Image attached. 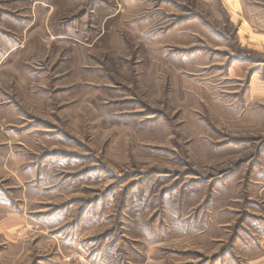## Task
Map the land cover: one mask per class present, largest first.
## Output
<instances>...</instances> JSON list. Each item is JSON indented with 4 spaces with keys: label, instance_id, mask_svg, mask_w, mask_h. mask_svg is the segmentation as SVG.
Masks as SVG:
<instances>
[{
    "label": "rangeland",
    "instance_id": "rangeland-1",
    "mask_svg": "<svg viewBox=\"0 0 264 264\" xmlns=\"http://www.w3.org/2000/svg\"><path fill=\"white\" fill-rule=\"evenodd\" d=\"M264 264V0H0V264Z\"/></svg>",
    "mask_w": 264,
    "mask_h": 264
},
{
    "label": "built area",
    "instance_id": "built-area-1",
    "mask_svg": "<svg viewBox=\"0 0 264 264\" xmlns=\"http://www.w3.org/2000/svg\"><path fill=\"white\" fill-rule=\"evenodd\" d=\"M82 264H88V263L85 261V262H83Z\"/></svg>",
    "mask_w": 264,
    "mask_h": 264
}]
</instances>
